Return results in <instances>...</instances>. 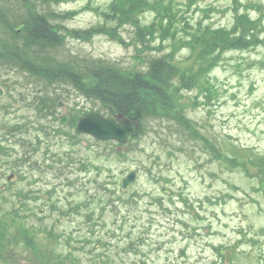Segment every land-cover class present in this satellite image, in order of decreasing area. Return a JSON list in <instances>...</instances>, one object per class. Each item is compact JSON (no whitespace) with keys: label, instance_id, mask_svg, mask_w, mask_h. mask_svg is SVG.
I'll return each mask as SVG.
<instances>
[{"label":"rangeland","instance_id":"obj_1","mask_svg":"<svg viewBox=\"0 0 264 264\" xmlns=\"http://www.w3.org/2000/svg\"><path fill=\"white\" fill-rule=\"evenodd\" d=\"M21 1L51 13L60 46L49 63L146 72L165 57L178 72L168 116L118 143L77 132L98 104L73 85L0 68V264H264V0L0 6L24 12Z\"/></svg>","mask_w":264,"mask_h":264},{"label":"trees","instance_id":"obj_2","mask_svg":"<svg viewBox=\"0 0 264 264\" xmlns=\"http://www.w3.org/2000/svg\"><path fill=\"white\" fill-rule=\"evenodd\" d=\"M21 2L24 12L0 6V26L3 33L0 39V68H15L17 64L32 66L33 72L42 73L50 80H64L73 85L80 95L98 104L95 112L106 117L122 113L138 121L139 134L147 120L155 119L158 115L168 116L173 104L167 84L173 83V77L178 71L165 57L146 59V72H124L114 64L100 59L70 57L64 62L49 63V52L60 46L58 33H55L57 31L49 20L51 13L42 12L30 1ZM131 10L132 6H129L128 13ZM115 12L118 13L114 1L109 13L114 16ZM86 32L81 31V36L86 37ZM29 51L37 60L32 55H26ZM38 52L45 54L39 55ZM205 54L199 56V62L209 66L213 59L207 58ZM195 78L190 73V85ZM180 81L183 84L186 81L184 72L180 75ZM46 107L44 106V110ZM190 131L192 132L191 127ZM55 158L56 155L52 157L53 160Z\"/></svg>","mask_w":264,"mask_h":264},{"label":"water","instance_id":"obj_3","mask_svg":"<svg viewBox=\"0 0 264 264\" xmlns=\"http://www.w3.org/2000/svg\"><path fill=\"white\" fill-rule=\"evenodd\" d=\"M66 122L67 116L61 115L60 123L65 124ZM76 128L79 132L90 134L98 139H114L124 143L129 136L133 137L137 134L138 122L122 113L117 114L114 118H106L99 113H90L78 120ZM134 178L135 172L132 171L122 180L121 187L125 189Z\"/></svg>","mask_w":264,"mask_h":264}]
</instances>
